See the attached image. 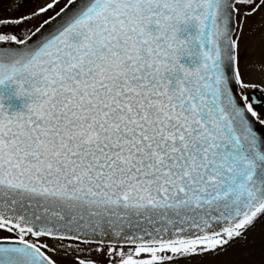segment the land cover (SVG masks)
<instances>
[{"label":"snow or ice","instance_id":"snow-or-ice-1","mask_svg":"<svg viewBox=\"0 0 264 264\" xmlns=\"http://www.w3.org/2000/svg\"><path fill=\"white\" fill-rule=\"evenodd\" d=\"M0 264H264V0H8Z\"/></svg>","mask_w":264,"mask_h":264},{"label":"water","instance_id":"water-1","mask_svg":"<svg viewBox=\"0 0 264 264\" xmlns=\"http://www.w3.org/2000/svg\"><path fill=\"white\" fill-rule=\"evenodd\" d=\"M14 87V85H6L3 89H0V91H3L7 97V99L4 101V104L9 114H11L13 111L23 110V106L26 103V98L16 97L13 95Z\"/></svg>","mask_w":264,"mask_h":264},{"label":"rangeland","instance_id":"rangeland-1","mask_svg":"<svg viewBox=\"0 0 264 264\" xmlns=\"http://www.w3.org/2000/svg\"><path fill=\"white\" fill-rule=\"evenodd\" d=\"M8 7V0H0V11L6 10Z\"/></svg>","mask_w":264,"mask_h":264}]
</instances>
